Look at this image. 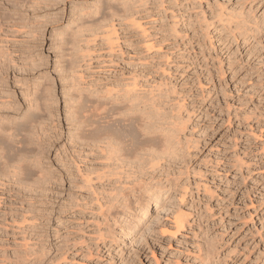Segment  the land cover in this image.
<instances>
[{
  "label": "rangeland",
  "instance_id": "374dc122",
  "mask_svg": "<svg viewBox=\"0 0 264 264\" xmlns=\"http://www.w3.org/2000/svg\"><path fill=\"white\" fill-rule=\"evenodd\" d=\"M2 66L0 115L42 85L44 118L17 156L31 174L0 180V264H264V0H0ZM106 89L182 127L126 206L124 177L70 140Z\"/></svg>",
  "mask_w": 264,
  "mask_h": 264
},
{
  "label": "bare ground",
  "instance_id": "6f19581e",
  "mask_svg": "<svg viewBox=\"0 0 264 264\" xmlns=\"http://www.w3.org/2000/svg\"><path fill=\"white\" fill-rule=\"evenodd\" d=\"M111 27V30H116L114 24H112ZM62 41V45H67L69 39L66 37ZM61 57L63 56L61 55ZM60 59H58V64L63 66L62 71H65V68L67 67L66 62ZM5 68L6 67L3 66L0 68V88L6 87L4 86L7 81V77L5 76V74L7 73L6 71L8 69L6 70ZM41 87L42 85L37 86L33 89L32 92L26 94V100H29L27 101L28 105H26L27 107L20 111V113H18L17 115L13 113L17 112L15 108L17 105L14 101L9 100L8 102L3 103L7 106L6 109L8 112L3 117L0 115V180L2 178H9V181L17 182L21 180L20 176H24V178H27L32 172L27 162L23 159H18L17 156L20 153V156L22 157L25 155H22L21 153L27 154L34 151V149L31 148L32 146H28V138L30 136L28 137L27 134H35L39 131V126H41L40 124H42L40 123V121L38 122V120H40L41 116L43 115L42 113L44 108H42V103L40 100ZM117 93L118 92L113 94L109 89H106L104 92L96 91V93H94L95 96L93 100H85L84 103L74 109L73 113L69 112L74 122H79L80 120L78 121L79 118L78 114H76V110L80 112L79 110L88 107L87 103L91 102L92 104L91 116L83 119L79 115V117H81V120H83L75 126L76 128L74 129V133L72 135L73 139H71L72 137H69L70 140H74V142H84L85 145H90L98 153L103 155V158L106 159V161L109 163L107 164V172H102L101 174L99 173L97 179L100 180L103 177L111 178L113 176H116L117 180L119 181L124 177L126 182L122 185H127L128 187L121 186V190H118V192L115 191L113 199L118 196L124 206H126L127 196L125 195L124 191L129 190L130 194H132L133 196L137 192L141 193L140 188H138L140 191H137V189H135L136 185H140L137 184V182H139V176L137 175H142L148 170L152 171L153 173V171L155 172L157 168H164L169 160L175 158L177 150L175 147L176 142L174 140L178 137V135L175 134L178 131L177 128L179 126L174 121V123H176V125L178 126L175 127L176 129H174V123L172 124L170 121L168 122L167 119L157 111V107L159 106H155L156 104L149 102L150 104L148 105V102L146 103L145 101H143V99L138 95L131 96L125 92L123 95H119ZM1 96H3V94ZM66 97H68V99L73 98L70 94V91L69 93L67 92ZM6 98L7 97H5V99ZM69 102H71V100H69ZM117 112L118 115H120L119 117H116L115 115ZM72 114H76L77 119L74 118ZM69 122H71V120H69ZM37 123H40L39 126ZM87 126H89V129H87ZM180 128L182 129V127H179V129ZM6 133H9L8 136L14 137L16 141H14L13 143H8L6 140L8 136L6 135L7 137L4 138ZM175 136L177 137L175 138ZM178 139L176 140L177 143L179 142ZM178 144L180 146V143ZM141 145H145L146 149H138V146ZM86 180L87 179H85V181ZM128 183H132V185L130 184V186ZM150 188L145 190V194L150 198H153L156 202L160 197V195H158L159 187L155 189ZM113 192L114 188L112 189L111 193L113 194ZM138 199L139 197H136V201ZM115 200H113V202ZM145 208V212H147L148 204ZM177 218L178 219L175 218L174 221L175 227H183L184 221L179 217ZM132 227H129L130 234L135 233V229H133Z\"/></svg>",
  "mask_w": 264,
  "mask_h": 264
}]
</instances>
